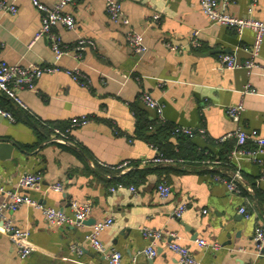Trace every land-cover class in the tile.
Returning <instances> with one entry per match:
<instances>
[{
    "label": "crops",
    "instance_id": "obj_1",
    "mask_svg": "<svg viewBox=\"0 0 264 264\" xmlns=\"http://www.w3.org/2000/svg\"><path fill=\"white\" fill-rule=\"evenodd\" d=\"M38 1L52 7L60 0ZM119 1L131 27L144 34L149 48L146 54L133 51L127 41L129 27L111 18L105 0H74L65 11L74 15L76 28L56 25L53 31L62 46L73 47L80 38H87L97 47H87L79 64L72 55L63 56L57 62L59 70L37 80V91H20L26 108L0 93V108L10 109L15 119L0 113V141L8 143L0 147V184L15 189L22 173L39 172L43 184L29 192L34 199L67 213H72L74 202L91 200L89 219L94 221L81 227H56L33 206L5 209L17 226L30 230L29 241L36 250L21 258L0 223V264H110L112 251L121 253L123 264H181L167 248L171 239L168 233H176L199 264H264V248L258 254L254 241L256 226L264 225V154L261 164L240 157L231 159L226 169L220 156V143L226 141L234 148L236 138L220 139L239 127L249 135L264 137V70L249 76L244 68L222 69L219 60L223 54H233L238 61L245 59L243 47L253 43L254 32L244 29L239 33L211 22L196 0ZM254 1V16L264 19V0ZM251 2L229 0L228 11L246 16ZM16 3V14L0 11V62L56 63L46 37L32 43L42 23V12L33 0ZM155 14H160L158 20ZM196 29L200 30L198 48L177 53L164 45L165 40L186 44ZM260 63L264 66V39ZM77 65L84 75V85L64 70ZM248 83L252 89L245 92ZM143 92L164 103L169 125L204 128L205 136L196 134L193 141L199 148H210L211 159L221 163L199 166L185 160L150 161L159 151L134 136L137 110L157 117L140 100ZM239 103L244 111L238 123L228 116L227 108ZM82 115H89L90 121L73 128L67 141L50 140L55 123L69 124ZM34 124L46 128H38V132ZM247 146L255 145L250 140ZM126 160L131 161L127 170L111 168ZM211 170L222 176L239 171L241 191H229ZM118 182L127 187L112 192L110 188ZM162 182L171 187L167 200H162L157 191ZM54 183H62L64 191L49 189ZM129 186L136 187V192ZM5 199L0 195V201ZM181 204L186 210L179 218L174 210ZM242 206L252 218L240 213ZM106 217H113L114 223L101 235L106 246L102 253L93 248L86 235L95 222ZM143 228L166 234L161 240H153ZM197 238L220 243L221 247L216 251L200 247ZM150 245L158 251L154 258L142 252Z\"/></svg>",
    "mask_w": 264,
    "mask_h": 264
},
{
    "label": "built area",
    "instance_id": "obj_2",
    "mask_svg": "<svg viewBox=\"0 0 264 264\" xmlns=\"http://www.w3.org/2000/svg\"><path fill=\"white\" fill-rule=\"evenodd\" d=\"M204 13V15L213 23L225 25L231 28H235L239 33H242L244 29H251L254 32V41L249 46H244V50L247 53V57L242 61H238L233 54H223L220 56V63L222 69H235L244 68L249 76L255 73L257 70L263 71L264 66L260 63V52L264 39V19H259L254 16L255 1L251 2L248 14L243 17L235 16L228 11L229 0H196ZM34 5L42 12V23L40 29L34 36L32 43L36 40L46 37L49 42L52 51L54 52L56 63L52 65H42L31 63L29 65L10 64L6 61L0 62V93L10 98L14 103L26 108L25 103L20 97L19 93L22 90L37 91V80L40 79L47 72H55L59 70L57 62L65 55H72L78 64L82 62L83 53L87 47L96 48V43L87 38H80L73 47L62 46L59 35L53 31L56 25H63L68 29L74 30L76 28L75 17L72 13L66 12L65 8L72 4L74 0H60L54 6L49 7L38 0H33ZM105 8L107 13L115 22H120L123 25L129 27L127 31V41L130 47L136 54L144 55L148 52L149 48L144 42V34L131 27L129 17L125 14L122 4L119 0H105ZM0 11L3 13L16 14L18 12V6L16 0H0ZM160 14H155L154 19L158 20ZM164 45L171 51L177 53H183L190 48H198L201 45L200 30L196 29L190 35L186 44H174L165 40ZM67 74H69L75 81L84 85V75L81 72L80 67L77 65L74 68H65ZM251 84L248 83L245 87V92L251 91ZM142 103L149 109L155 111L158 120L165 121L164 109L165 105L159 99L155 98L150 92H143L140 96ZM244 111V105L239 103L227 108L228 116L233 121L240 122L242 112ZM0 113L10 120L14 121L13 115L0 108ZM90 121L89 115H82L80 118H74L70 121L69 126L66 128L54 127V136L51 141H60L69 139L70 132L73 128L87 124ZM152 128V127H151ZM176 134H185L190 137H194L196 134L205 136V129H192L185 126H177L175 128ZM236 138V146L233 148L229 155V159L246 157L259 164L262 163L261 155L264 154V137L249 135L244 129L237 128L220 140L223 141L226 138ZM254 143L253 148L247 146L248 141ZM183 159L166 158L158 155L152 158L150 161L155 163H175L181 162ZM205 165L214 166L221 163V161L207 160L203 162ZM131 167V161L126 160L117 165L111 166L116 170H127ZM216 180L222 181L227 184L229 191L239 193L240 188V173L235 171L229 173L227 176L220 174L214 175ZM262 178L264 179V168L262 169ZM43 184V175L39 172H24L20 175L17 186L15 189H6L0 184V195H3L6 199L0 201V223L7 232L10 241L15 246L18 255L21 258L28 257L34 250L35 246L29 241L30 230L23 229L17 226L4 212L6 210H14L19 206L26 204L33 206L42 211L46 221L53 226L63 227L72 225L75 227H81L86 224L92 212V201L87 200L84 203L72 204V213H67L63 209L49 206L37 199H34L29 192L32 190H39ZM127 186L123 182H118L115 186L111 187L112 192L125 189ZM57 192L64 191L62 183H54L49 186ZM129 190L136 192V187L129 186ZM157 191L159 197L162 200H167L171 195V187L162 182L158 184ZM186 210V205L181 204L174 210L176 217H182ZM240 213L244 215L246 219L252 218V213L246 206H242L239 209ZM114 223L113 217H106L100 221L95 222L92 225L91 231L86 235L87 240L91 243L94 249L104 253L106 246L101 240L102 233ZM143 233L147 237L153 238V240H161L165 236V232L157 229L143 228ZM171 239L167 241V248L174 252L181 264H199L195 258L191 249L179 242V238L176 233H168ZM254 241L258 254L263 253L264 248V225H257L254 233ZM195 242L203 248H211L212 250L220 249L221 245L217 242H209L203 238H197ZM73 248L78 252L81 249L78 245H74ZM150 258H154L158 251L150 245L142 250ZM110 264H123L121 253L118 251H112L108 256ZM254 264V263H250Z\"/></svg>",
    "mask_w": 264,
    "mask_h": 264
},
{
    "label": "trees",
    "instance_id": "obj_3",
    "mask_svg": "<svg viewBox=\"0 0 264 264\" xmlns=\"http://www.w3.org/2000/svg\"><path fill=\"white\" fill-rule=\"evenodd\" d=\"M5 110L10 112V109L8 108ZM54 125H57L61 128H66L69 126V124H63L61 126V123H55ZM33 127L38 132L39 129L46 128L41 127L38 124H34ZM176 127L177 126L169 125L165 121L158 120L157 117H149L147 112L144 110L140 109L136 111V129L134 136L154 146L159 151V155L176 160L183 159L199 166H202L204 161L212 160L211 158H213V151L210 148H199L194 143L193 137L185 134H176ZM51 130L52 129L50 127L48 132ZM49 133L47 135H49ZM173 138L176 139L175 143L173 142ZM220 146V156L222 161L225 163L224 167L226 169L229 167V155L233 150V144L228 146L227 142L225 141L222 144L220 143ZM210 172H212L214 175L216 170H211Z\"/></svg>",
    "mask_w": 264,
    "mask_h": 264
},
{
    "label": "water",
    "instance_id": "obj_4",
    "mask_svg": "<svg viewBox=\"0 0 264 264\" xmlns=\"http://www.w3.org/2000/svg\"><path fill=\"white\" fill-rule=\"evenodd\" d=\"M5 145H8V143H7L6 141H0V147L5 146ZM93 222H94V221L91 220V219H88V220L86 221V223H93Z\"/></svg>",
    "mask_w": 264,
    "mask_h": 264
}]
</instances>
